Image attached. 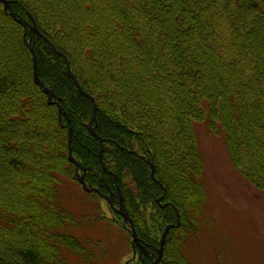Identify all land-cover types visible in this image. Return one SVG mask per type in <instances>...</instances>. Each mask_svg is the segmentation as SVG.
<instances>
[{
	"label": "trees",
	"instance_id": "obj_1",
	"mask_svg": "<svg viewBox=\"0 0 264 264\" xmlns=\"http://www.w3.org/2000/svg\"><path fill=\"white\" fill-rule=\"evenodd\" d=\"M10 1L30 24L0 1V264H76L69 252L93 264L70 231L84 218L66 200L79 183L70 127L73 155L91 167L86 181L121 192L151 252L179 213L159 264H191L185 247L207 198L199 126L222 134L232 161L264 188V0ZM26 39L62 120L34 80Z\"/></svg>",
	"mask_w": 264,
	"mask_h": 264
},
{
	"label": "rangeland",
	"instance_id": "obj_2",
	"mask_svg": "<svg viewBox=\"0 0 264 264\" xmlns=\"http://www.w3.org/2000/svg\"><path fill=\"white\" fill-rule=\"evenodd\" d=\"M199 143L207 198L200 231L185 247L186 256L191 264H264V188L232 161L222 134L210 136L201 125ZM70 191L74 196L68 195V205L84 217L70 231L95 254L93 264H126L133 256V245L123 219L114 220L108 201L86 192L79 183H73ZM81 256L66 255L73 263L89 264Z\"/></svg>",
	"mask_w": 264,
	"mask_h": 264
},
{
	"label": "water",
	"instance_id": "obj_3",
	"mask_svg": "<svg viewBox=\"0 0 264 264\" xmlns=\"http://www.w3.org/2000/svg\"><path fill=\"white\" fill-rule=\"evenodd\" d=\"M0 1L4 3L5 9L8 10L12 14V16L14 18H16L19 22H21L25 26V28L27 29V27L30 24V22L17 16V14L15 13V11L12 8L11 1L10 0H0ZM33 28L37 31L38 35H42L41 31L36 27L35 24L33 25ZM26 42H27V45H28V47L30 48V50L32 52V55H33L34 80H35V82L37 84H39L46 93L49 94V101L56 102L57 103V105L59 107V114H60L61 118H62L63 115L68 117L67 112L63 109L61 103L58 100H55L53 98V96L56 97V95L54 94V92L45 84V82L40 77L39 70H38V63H37V55H36V51H35V48H34V44L33 43H30L27 39H26ZM52 47L54 48L55 51H57L56 47L53 44H52ZM61 54H63V53L61 52ZM70 72H71V76L73 78V81L77 84V86L79 87V89L81 90V92L91 97L92 101L94 102V106H95V110H96L97 104L95 102V98L84 91V89L81 87V85H80L77 77L72 73V71H70ZM94 118H96V115L95 114H94ZM91 122L88 124V128L90 129V131L92 132V134H94L95 136H97V137L100 138V142H101V146L102 147H101V151H100V154L99 155H100V157H102L103 150H104V140L95 131V129L92 126V123ZM72 135H73V128L70 127V129H69V159L76 164L77 179H78V181L82 184L84 190H86L88 192L95 191V192L101 193L102 196L104 198H106L107 201L112 206L115 207V205L113 203V197L114 196H113V192L112 191L110 192V194H106V193L102 192L98 187H95V186L89 184L86 181V179H85V171H87L88 169H91V167H86V166L82 165L77 160V158L73 155ZM148 161L150 162V165H151V175H152V177H153L154 180L158 181V179L156 178V174H155L156 173L155 163H154V161L152 159H148ZM79 168H82L84 170V173H82V174L79 173ZM161 197H163V196H161ZM161 197L158 198L159 201H161ZM122 200H123V196L121 195V192H120V200H119V203L120 204H119V207H115L114 209L123 216L124 226L128 228V231L131 233V236H132L134 253H133L132 258H130V259H128L126 261V264H129L130 261L132 259L136 258V256H137V248H136V246H139L140 247L141 253L147 252V249H145V245L142 243V241L140 239L139 233H138V231L136 229V226H135V224L133 222L132 217L129 215L128 211L125 210L124 204H123V201ZM164 206L165 205H163V207ZM179 223H180V220H179V217H178L177 224L172 223V224H167L165 226V229H164V231L162 233V236H161L160 246L157 247L158 255L155 258H152V261L149 264H159L160 263V261L163 258L164 244L166 242L167 235H168L170 229L173 226H175V225H179Z\"/></svg>",
	"mask_w": 264,
	"mask_h": 264
},
{
	"label": "flooded vegetation",
	"instance_id": "obj_4",
	"mask_svg": "<svg viewBox=\"0 0 264 264\" xmlns=\"http://www.w3.org/2000/svg\"><path fill=\"white\" fill-rule=\"evenodd\" d=\"M145 158H147V157H145ZM80 172L82 173V171L80 170ZM86 175V174H85ZM80 183V182H79ZM81 184V183H80ZM81 186H82V184H81ZM82 188H83V186H82ZM119 190V189H118ZM102 192H104V191H102ZM104 193H106V194H110V192L108 191V192H104ZM101 194V193H100ZM101 196H102V194H101ZM113 203H114V205H115V207H119V204L120 203H118V198L116 197V195H115V193H114V191H113ZM161 196H163V195H160V196H158V198L159 197H161ZM102 198H104L103 196H102ZM157 198V199H158ZM106 201H107V199L106 198H104ZM160 203H161V207H163V205H165L164 206V208L167 206V205H170V206H172L173 205V207L176 209V206H174V204L172 203V202H170V201H168V200H162V198H161V201H160ZM110 206L112 207V209L114 210V211H116L114 208V206H112L111 204H110ZM126 210V209H125ZM117 212V211H116ZM129 213V212H128ZM173 222H171V223H167V224H172ZM166 224V225H167ZM165 225V226H166ZM125 229L128 231V228L127 227H125ZM165 229V228H164ZM164 231V230H163ZM129 232V231H128ZM163 233V232H162ZM162 236V235H161ZM141 239V238H140ZM142 241V240H141ZM142 243L144 244V242L142 241ZM132 245H133V240H132ZM145 245V249H147V252H143V253H141V251H140V247L139 246H136V248H137V256H136V258H134V259H132L131 261H130V263L129 264H131V262L132 261H134V262H136V263H138V264H141V263H144V264H149V263H151V261H152V258H155L157 255H158V253H156L155 251H157V248L155 247V246H153L154 247V251H150V248H149V245L147 246V244H144ZM150 246H151V244H150ZM160 246V245H159ZM155 248H156V250H155ZM133 253H134V248H133ZM145 256H147V257H149V259H150V262H147L146 263V257ZM132 258V257H131ZM130 259V258H129Z\"/></svg>",
	"mask_w": 264,
	"mask_h": 264
},
{
	"label": "bare ground",
	"instance_id": "obj_5",
	"mask_svg": "<svg viewBox=\"0 0 264 264\" xmlns=\"http://www.w3.org/2000/svg\"><path fill=\"white\" fill-rule=\"evenodd\" d=\"M32 56H33V55H32ZM74 83H75V82H74ZM75 84H76V83H75ZM76 85H77V84H76ZM77 87H78V86H77ZM78 88H79V87H78ZM79 90H80V89H79ZM80 92H81V90H80ZM81 93H82V92H81ZM83 94H84V93H83ZM87 96H88V95H87ZM89 97H90V96H89ZM90 98H91V97H90ZM62 117H63V116H62ZM93 119H95L94 116H93ZM61 120H62V118H61ZM91 123H92V122H91ZM88 129H89V128H88ZM89 130H90V129H89ZM90 132H91V131H90ZM91 133H92V132H91ZM93 135H94V134H93ZM98 138H99V137H98ZM99 139H100V138H99ZM72 162H73V161H72ZM73 163H74V162H73ZM74 164H75V163H74ZM149 164H150V162H149ZM80 170L82 171V173H84V170H83L82 168H79V173H81ZM88 170H90V169H88ZM88 170H87V171H88ZM75 171H76V177H77L76 164H75ZM87 171H85V174H86ZM82 173H81V174H82ZM85 178H86V175H85ZM152 178H153V177H152ZM153 180H154V179H153ZM155 181H156V180H155ZM83 189H84V188H83ZM85 191H86V190H85ZM87 192H88V191H87ZM161 198H162V197H161ZM158 202H160V201L158 200ZM108 203H109V202H108ZM109 204H110V203H109ZM177 214H178V217H179V213H177ZM124 227H125V226H124Z\"/></svg>",
	"mask_w": 264,
	"mask_h": 264
}]
</instances>
